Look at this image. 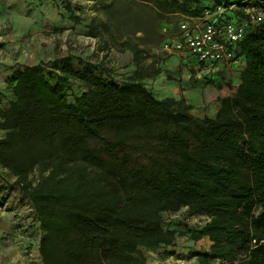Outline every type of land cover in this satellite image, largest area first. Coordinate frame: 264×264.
<instances>
[{
    "label": "trees",
    "instance_id": "1",
    "mask_svg": "<svg viewBox=\"0 0 264 264\" xmlns=\"http://www.w3.org/2000/svg\"><path fill=\"white\" fill-rule=\"evenodd\" d=\"M137 1L161 27L171 23L165 16L199 17L216 5H238L240 19L245 5ZM130 50L134 69L120 83L66 57L22 65L7 85L0 167L31 204L41 263L146 264V251L182 234L162 214L186 209L206 218L189 234L194 244L210 241L204 264H264V23L237 42L240 81L212 118L194 117L182 98H157L144 80L161 69ZM71 84L83 90L69 100Z\"/></svg>",
    "mask_w": 264,
    "mask_h": 264
},
{
    "label": "rangeland",
    "instance_id": "2",
    "mask_svg": "<svg viewBox=\"0 0 264 264\" xmlns=\"http://www.w3.org/2000/svg\"><path fill=\"white\" fill-rule=\"evenodd\" d=\"M249 3L254 4L253 0ZM238 7L234 5V9ZM163 20L177 24L180 16H165ZM161 40V26L137 0H0V107L11 99L7 85L22 65L41 63L48 68L52 62L61 63L69 57L73 68H90L106 80L120 83L134 69L130 46L143 50L141 65L149 70L169 63L175 54L163 51ZM166 71L176 73L178 69L169 63ZM151 80L145 79L144 84L156 93ZM82 90L77 84L65 89L69 100ZM14 181L0 167V256L10 264H42L39 223ZM162 215L165 227H176L182 234L194 233L206 222L204 216L187 215L186 209ZM191 249L161 257L146 251V264H204L206 244Z\"/></svg>",
    "mask_w": 264,
    "mask_h": 264
},
{
    "label": "crops",
    "instance_id": "3",
    "mask_svg": "<svg viewBox=\"0 0 264 264\" xmlns=\"http://www.w3.org/2000/svg\"><path fill=\"white\" fill-rule=\"evenodd\" d=\"M167 26L174 30L177 24L170 23ZM174 54V56L168 59V62L173 64L178 69V72L169 73L166 71L169 64L166 63L164 68H161L160 74L151 80L156 90L154 94L159 99L165 97L184 99L191 106L190 110L193 112L192 114L197 115L200 119L214 117L220 106V98L229 96L235 92L240 81V71L244 67L243 59L240 58L236 65L220 63L216 67H208L198 64L187 53L180 52ZM167 74L171 75V77ZM171 228L176 229V227ZM187 236H189L188 233L177 235L173 245L157 249L153 251L154 254L161 257L173 251L179 252L185 251V249L192 250L191 248H197L199 244H194ZM202 244H206L209 251L210 241L207 238ZM6 258L8 259V257ZM4 260L5 258L3 259L0 256V264H10ZM151 261L156 262L157 259L151 258Z\"/></svg>",
    "mask_w": 264,
    "mask_h": 264
},
{
    "label": "built area",
    "instance_id": "4",
    "mask_svg": "<svg viewBox=\"0 0 264 264\" xmlns=\"http://www.w3.org/2000/svg\"><path fill=\"white\" fill-rule=\"evenodd\" d=\"M248 1V2H247ZM241 0L244 16L233 14L234 5H216L207 9L202 16L184 18L173 30L161 27V48L167 53H187L198 64L216 67L220 63L236 65L239 57L235 46L245 33L247 26L264 23V0Z\"/></svg>",
    "mask_w": 264,
    "mask_h": 264
}]
</instances>
